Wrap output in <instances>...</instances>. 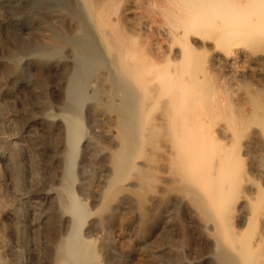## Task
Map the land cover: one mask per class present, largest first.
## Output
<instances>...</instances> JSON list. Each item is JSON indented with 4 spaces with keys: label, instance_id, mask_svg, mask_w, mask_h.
<instances>
[{
    "label": "bare ground",
    "instance_id": "1",
    "mask_svg": "<svg viewBox=\"0 0 264 264\" xmlns=\"http://www.w3.org/2000/svg\"><path fill=\"white\" fill-rule=\"evenodd\" d=\"M125 214L264 264V0H0V264H120Z\"/></svg>",
    "mask_w": 264,
    "mask_h": 264
},
{
    "label": "rangeland",
    "instance_id": "2",
    "mask_svg": "<svg viewBox=\"0 0 264 264\" xmlns=\"http://www.w3.org/2000/svg\"><path fill=\"white\" fill-rule=\"evenodd\" d=\"M159 26H160V23H157V24H155V26H153V27L157 28V27H159ZM152 29H154V28H152ZM35 156H36V154H35ZM130 212H131V211H130ZM128 213H129V212H128ZM129 214H130V213H129ZM129 214H125V215H127V216L124 215V217L122 216L123 218H122V220H121V221H122V222H121V223H122V225H121V227H122V231H123L124 234L126 233V234H125L126 236H128V235H127V232H128L129 236L126 237V236L123 234L124 236H123V235H120V236L117 237V238H120V239L122 238V241H121V240L119 241V242L122 243V244L124 243L123 241L125 240V243H124L123 245H121V246L124 247V246L127 245L128 247H131V251H133V252L131 253V256H130L131 258L129 257V260H127V259H126V260L123 259V261L121 260V263H120V264H123V263H124V264H127V263H128V264H136V263L139 264V263H141L142 261H144V260L146 259V252H147V248H148V246L146 247L147 239H146V238H143L142 236H141V237H140V236L138 237V235H134L133 231L129 228L130 226L128 225V224H129V220H128V219H129V217H130V216H128ZM125 217L127 218L128 221H125V220L123 221V219H125ZM123 222H125V223H123ZM126 222H128V223H126ZM117 224H120V223H117ZM124 224H127V225H124ZM123 226H124V227H123ZM121 227H120V228H121ZM127 228H128V229H127ZM123 229H124L125 231H124ZM121 234H122V232H121ZM130 235H131V237H130ZM132 235H133V236H132ZM159 237H161V236L158 235V236H157V240H158ZM128 238H129V239H128ZM142 238H143V239H142ZM123 239H124V240H123ZM172 239H173V240H176V239L170 237V242H171V244L173 245V243H176V241L173 242V241H171ZM118 240H119V239H118ZM138 240H139V241L141 240V241L139 242ZM145 240H146V243H145ZM128 241H129V242H128ZM133 241H134V242H133ZM135 241H136V242H135ZM131 242H132V243H131ZM172 242H173V243H172ZM129 243H131V244H129ZM134 243H135V244H134ZM141 244H142V245H141ZM144 244H145V245H144ZM176 244H177V243H176ZM137 245H138L139 247H138ZM174 245H175V244H174ZM135 246H136V247H135ZM138 248H139V249H138ZM140 248H142V249H140ZM172 248H173V249H176V248L173 247V246H172ZM144 250H145V251H144ZM137 251H138V253H137ZM141 251H142L143 253H142ZM140 253H141V255H139ZM137 254H138V255H137ZM142 254H144V256H143ZM132 256H133L134 258H132ZM137 256H138V258H137ZM136 258H137V259H136ZM140 258H144V259H142L141 261H139ZM133 259H136L138 262H135V260L133 261ZM128 261H129V262H128ZM131 261H133L134 263H132ZM122 262H123V263H122Z\"/></svg>",
    "mask_w": 264,
    "mask_h": 264
}]
</instances>
